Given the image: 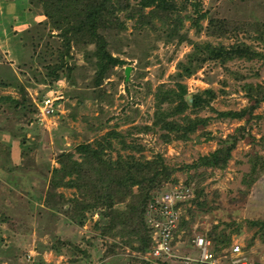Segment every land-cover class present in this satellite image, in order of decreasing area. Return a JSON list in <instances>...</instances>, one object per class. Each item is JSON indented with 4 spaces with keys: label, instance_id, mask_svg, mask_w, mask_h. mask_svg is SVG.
<instances>
[{
    "label": "rangeland",
    "instance_id": "rangeland-1",
    "mask_svg": "<svg viewBox=\"0 0 264 264\" xmlns=\"http://www.w3.org/2000/svg\"><path fill=\"white\" fill-rule=\"evenodd\" d=\"M111 1L122 8L116 11L118 19L104 29L99 26L97 34L108 39L109 52L121 63L99 85L89 59L95 45L83 40L86 34L68 43L69 26L75 27L70 23L55 27L59 20L52 13L57 8L69 16L66 20L76 22L71 0H0V84L6 85L0 86V98L11 99L0 112V264H140L143 252L134 249L139 245L137 236L128 243V236H119V226L112 234L103 233L109 218L101 219L100 211L86 207L100 177L95 169L80 167L83 153L78 146L96 149L106 140L111 147L104 149L105 158L160 157L166 167L176 170L172 176L176 184L167 182L155 189L153 205L166 193L188 192L190 197L201 193L195 202L188 196L180 204L176 223L183 224V230L175 231V244H184L190 236L221 235L240 244L253 260H264V102L244 119L218 116L254 104L244 87L264 86V59L223 62L202 58L195 50V45L227 47L237 40L264 56V0H177L178 37L171 36L173 26L158 18L160 12L151 20L143 19L149 25L141 23L140 14L150 15L159 7L142 11L140 0ZM89 2L81 0L82 8ZM61 54L66 66L50 71L59 65ZM181 62H192L194 70L178 80ZM178 86L185 87L189 107L198 92L211 89L215 98L211 109L194 114L189 108L184 115L168 118L181 122L182 116L198 115L209 122L187 140L166 143L162 136L167 131L154 125L160 110L157 95L161 90L178 92ZM45 97L56 105L51 116L41 118L34 109ZM174 106L165 103L161 108L169 111ZM238 127L245 138L236 144L224 169H186L221 148ZM68 164L76 168L64 177L72 186L51 191L52 169ZM132 192L138 194V188ZM127 202L114 208L123 210ZM75 203L76 209L71 207ZM154 213L149 204L144 216L147 228Z\"/></svg>",
    "mask_w": 264,
    "mask_h": 264
},
{
    "label": "trees",
    "instance_id": "trees-1",
    "mask_svg": "<svg viewBox=\"0 0 264 264\" xmlns=\"http://www.w3.org/2000/svg\"><path fill=\"white\" fill-rule=\"evenodd\" d=\"M89 1V5L94 3V6L90 7L87 5L84 9L82 6L85 5L81 4V0H71V7L73 9H77L74 18L76 22H69V20H66L69 18V16L58 12L57 10H60V8H57V10L55 9V13H52V16L57 15L55 20H59L55 26L57 29H60L62 24L64 26L70 23L75 26L74 28L69 26L68 32L71 34V38H68V43L72 39L78 41L80 38L78 36L86 34L87 36H83V40H87L88 42L95 45L96 49L90 53L89 59L92 62V66L96 70V82L99 84V82L104 80L108 73L111 72L117 65H120L121 62L118 60V58L112 57L108 50V39L105 38L103 33L101 36H99L97 34V28L99 26L101 27L103 24L102 29H104L107 25L112 24L113 22L116 23V20L118 19V17L115 16L116 11L122 8L119 4L115 5L111 0ZM176 1L177 0H140L138 5L142 11L151 5L159 7L157 11L152 12L150 15L140 14L139 17L142 18L141 23L144 22V25L145 23H148L149 25V22L143 19L148 18L151 20L154 16L153 13L156 14L160 12L161 15L158 16V18L163 21L164 24L169 23V26H173V28L169 27V31H173L171 36L178 37L179 28L177 27L176 29L175 27L174 29V23L177 17V15L175 17L174 14L178 13L176 9ZM138 23L140 25L139 21ZM179 26L182 27L181 19H179ZM238 31H240L239 28ZM261 33L264 36V29L261 31ZM221 35L223 37L224 35L229 36L231 34L221 33ZM195 50H198V54L201 55L202 58L217 59L223 62L230 61L235 58L245 59L247 61L260 58L264 59V56L254 52V50L251 47L246 46L244 42H239L237 40L233 45L227 47H224L223 45L214 46L210 43L195 45ZM189 57H195L196 61H201L197 55H190ZM95 58L96 61L94 64L93 61ZM59 62V65L55 67L53 66L52 68L49 67V70H56L60 64L62 68L64 65L66 66L65 56L63 54L60 55ZM178 66L181 71L178 72L176 79L181 80L192 75L194 70L192 62H190L188 65H184L183 62H181L178 64ZM58 77V75L53 76L55 81L59 80ZM93 80L95 81V74ZM0 86L6 87V85L2 83ZM178 87L180 88V91L178 92L173 90L162 92L161 90V92H159L157 95V108L160 110H162L161 107L165 103L168 105L175 104V106L169 111L159 110L155 114L154 125H159L161 129L167 131V133L162 136V139L166 143H169L172 140H187L196 131L204 129L209 122V118H203L198 115L194 117L186 115L182 116L180 120L181 122H177L175 120L167 121L168 118L184 115L186 110L189 108H192V113L194 114L199 113L205 108L211 109V103L215 98V94L211 89L198 92L193 95L191 107H189L184 99L186 94L185 87ZM244 90L247 92V98L251 99L250 101H253L254 104L239 112H220L218 113L219 117L233 120L244 119L246 117H250L251 111H253V109L256 108L260 103L264 102V86L246 84ZM10 101V98H0V112L3 111H1L3 105L9 104ZM34 113L38 114V108L34 109ZM112 134L113 133H110V138L112 137ZM244 135L243 128L238 127L235 131V134L229 137L228 141L223 142L224 145L221 148L216 149L214 152L206 156L199 157L197 161L193 162L189 166H186V169H198L202 167L218 170L224 169L228 161L231 159V154L236 147V144L241 139L245 138ZM110 147L111 143L109 140L100 142L96 149H92L90 145L78 146V151L83 153V159L80 167L85 166L88 169L93 168L97 171L96 173H98L97 175L100 177V183L98 182L99 184L97 186V190H95L94 181V192L91 191L89 194L91 197L90 201L92 200V203L88 205V202L86 207L88 206L87 210L89 211H100L99 215L101 219L106 217L109 218V222L103 228V233L112 234V231L119 226V236L122 238L128 236V243L132 242L130 240L131 236H137L136 242H139V245L134 249L141 251L143 252L142 254H144L150 248V244L152 243L150 238L151 230L147 228L145 223V212L148 209L149 204L154 202L155 198L153 195L155 194V189L158 190L160 185L167 182L176 184V181L172 180V176L176 170L166 167V165H164L160 160V157L159 159L156 158L157 160L144 161H141L132 155H128L126 157L119 155L115 160H112L110 156L105 158L104 149H109ZM127 147L128 146H124V148ZM19 149L22 153V150H24L23 143H20ZM69 164L63 168L61 167L59 169H52L51 178L53 179L49 180V188L51 191H55L58 187L72 186L71 183L64 182L65 175L69 176V171L76 169L74 166L70 168ZM192 179L193 177H190L189 181L185 184L188 185ZM134 187L138 188V194L132 192V188ZM200 194H195V196L190 200L191 203L192 201L195 202ZM125 200H128V202L126 203L123 210H116L114 208L116 203L124 202ZM75 202L77 203L78 201L75 200ZM76 203L71 207L76 209ZM83 222L84 218L82 217L79 223L82 225ZM208 237L212 241L213 247L217 253H219L223 248L229 247L231 244L228 238L226 239L221 235L211 236V234H209Z\"/></svg>",
    "mask_w": 264,
    "mask_h": 264
},
{
    "label": "built area",
    "instance_id": "built-area-1",
    "mask_svg": "<svg viewBox=\"0 0 264 264\" xmlns=\"http://www.w3.org/2000/svg\"><path fill=\"white\" fill-rule=\"evenodd\" d=\"M53 105H56L55 100L45 97L38 107L37 116L41 118L51 116L54 111ZM180 191L186 190L181 187ZM188 196V192L186 195L180 192L166 193L160 203L150 204L151 209L155 210L150 219L152 223L149 228L150 238L154 234L157 238L151 239L150 248L139 258L140 264H264V260H253L238 243H231L219 253L215 251L212 241L202 235L190 236L182 245L175 244L173 241L176 232L183 230L181 228L183 225L179 223L178 226L176 223L180 214L179 207Z\"/></svg>",
    "mask_w": 264,
    "mask_h": 264
},
{
    "label": "water",
    "instance_id": "water-1",
    "mask_svg": "<svg viewBox=\"0 0 264 264\" xmlns=\"http://www.w3.org/2000/svg\"><path fill=\"white\" fill-rule=\"evenodd\" d=\"M129 69H130L129 67L126 68L124 72L126 80L129 78Z\"/></svg>",
    "mask_w": 264,
    "mask_h": 264
}]
</instances>
